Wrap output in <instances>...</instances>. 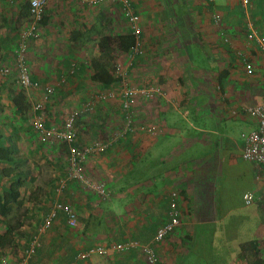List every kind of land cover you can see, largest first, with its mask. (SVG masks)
<instances>
[{
    "label": "crops",
    "instance_id": "crops-1",
    "mask_svg": "<svg viewBox=\"0 0 264 264\" xmlns=\"http://www.w3.org/2000/svg\"><path fill=\"white\" fill-rule=\"evenodd\" d=\"M131 2L141 18L144 45H147L146 53L138 58H132L128 53L129 63L126 66V52L116 49L110 53V57L112 59L113 56H118L117 66L122 69L115 71L119 76L123 74L127 85L140 87L156 83L165 90V98L150 101L138 99L135 109V120L139 125L150 123L156 129L154 138L150 136L147 140H142L144 142L139 143L137 149L133 147L135 150L132 151L134 155L136 153V157L126 147L124 136L123 140L120 139L121 141L115 144L119 151V144L124 143L120 149L124 155L119 152L112 153L108 158L102 155L103 153H95L87 159L84 173L105 180L112 192L111 201L103 205L94 201L91 194L96 195L95 192L89 190V193H84L76 180L68 178L69 163H66L64 178L59 186L52 190L53 195H47L50 189L48 191L44 186V189H41L42 194L27 201L31 204V209L34 207V211L41 213L42 219L38 227H35V234L28 239L25 248L20 252H17L18 249L13 250L14 246L13 249L0 247V258L6 257L9 261H15L29 247L32 238L38 236L39 246L30 259L31 264H69L80 251L100 245L107 246L109 251L100 255L102 257L94 256L89 262L83 260L81 263L147 264L139 249L122 252L111 250L110 246L127 240H136L142 244L152 242L157 229L168 218L170 194L176 191L181 224L166 239L155 245L160 264H264L263 174L258 165L242 158V135L256 126L255 120L247 116L242 109L264 102V49L247 38L248 25L264 36V0H250L246 7L240 0ZM83 4L85 3L80 0H51L38 26L39 39H29L26 53L31 78L55 89L52 102L47 106V126H61L73 109L89 103L93 105L96 115L93 112L83 114L77 123L79 130L75 145L80 147L98 141H88L91 133L88 134L84 130L85 127L93 132L97 122L101 123L103 118H106V127L112 128L114 123L108 122L115 112L119 120L121 117L120 122L118 120L120 129L123 128L124 121L119 99H109L101 103L96 96L95 101H92V97H95L93 92L97 94L116 88L117 83L102 87L99 82L90 78L93 73L91 59L99 55V39L102 34L97 39L93 54L89 59L85 58L86 43L82 42L84 39L79 38L83 37L86 30L94 34L98 16L92 11L90 16L86 17L84 13L88 6ZM169 7L176 8L174 14H179H176L174 19L183 14L192 15L194 19V14L200 17L199 13L205 11V8L210 11V20L220 29L224 41V46L219 49L223 61L219 59L218 63L211 62L209 53L204 52V46H194L193 42V49L188 53L180 49V46L174 48V62L165 58L158 59L156 53L159 51H151V44L148 45L147 40L149 42L151 35L158 33L162 36V31L159 30L164 28L166 21H170L167 10ZM118 9L123 14L119 5ZM24 11L29 15V0H0V62L3 61L2 63L11 67L15 62L16 48L15 46L11 49V40H21L24 30H28L31 24V19H27L25 29L18 32V29L14 28L23 20ZM64 12L66 15L60 18ZM67 12L73 14L78 24L85 22L76 27V32H68L67 22L61 27L60 20L64 22L72 15ZM76 13L79 14L74 17ZM106 13L111 15V11ZM216 13L221 15L218 23L213 18ZM118 16L122 18L120 13ZM110 18L108 21L113 24V16ZM204 20L209 21L206 18ZM124 21L122 31L118 33L129 32L126 19ZM183 26L174 24V36L182 37L183 33L184 38L183 30L189 29L190 26L186 29ZM73 33H77L75 37ZM88 33L85 32V38ZM225 37L229 42L224 40ZM92 39H95L94 36ZM197 57L200 63L192 64ZM206 59L207 65L213 68V71L205 69V62L201 63V60ZM243 59L252 64L251 74L247 73ZM109 63L108 68L112 72ZM12 77L13 74L7 77L11 83ZM195 79H201L198 81L201 85L198 91H195L193 84ZM11 86L8 84L1 89L6 92V88L13 89ZM205 87L207 89H204ZM79 88L80 90H76ZM212 88H217L219 92L207 94ZM20 90L18 87L11 97L3 93L7 105L1 106L4 112H0V131L5 137L9 136L13 140L20 138L18 147L20 154H26L25 159L31 154H39L45 162L47 154L43 151L44 143L36 134L33 136L34 129L29 124L32 114L23 122L15 113L11 99ZM24 93L31 104L40 96L39 91ZM88 98L92 100L87 101ZM0 101L3 102V99ZM66 102H72L73 106L64 111ZM94 102L101 103L102 109ZM8 105H11L10 109ZM101 113L102 119L98 117ZM18 119L21 123L16 122ZM237 131L241 132V141L232 136ZM97 132H100L99 129ZM107 133H110L109 129ZM137 135L127 134L126 139ZM64 145L68 154V145ZM199 148L204 150L198 155L195 151ZM167 151L170 152L166 153ZM184 153H189V157H185ZM57 155L59 156V152ZM105 161L109 162L107 166L102 165ZM161 162L168 164V168H161ZM117 163H121V167ZM25 167L28 176L21 188L20 199L12 204L11 212L15 206L21 204L24 197L22 189L26 185L30 187V184H36L35 189L39 180L28 166ZM29 171L35 175L32 177ZM36 171L38 173L39 168ZM248 192L254 195V201L250 204H246L243 198ZM27 194L30 195L31 192L28 190ZM48 197L60 198L62 202L71 204L81 220L79 226L69 227L65 215L59 212L51 226L40 232L45 217L53 210L54 204L50 206L43 202ZM51 199H48V203ZM24 206H27L26 203ZM79 228L84 230H78V233L76 229ZM15 244H18V239H15Z\"/></svg>",
    "mask_w": 264,
    "mask_h": 264
},
{
    "label": "built area",
    "instance_id": "built-area-1",
    "mask_svg": "<svg viewBox=\"0 0 264 264\" xmlns=\"http://www.w3.org/2000/svg\"><path fill=\"white\" fill-rule=\"evenodd\" d=\"M51 0H29V15L31 24L28 30H24L22 39L18 46L14 49L15 62L13 67L8 64L0 63V76L12 77L13 83L26 93L33 91H42L43 101H50L55 95V89L51 85L40 84L31 78L30 68L27 63L26 53L28 49L29 39L38 38V26L45 15L46 8ZM85 4L99 3L107 1L117 3L127 21L129 31L133 37V43L129 50L130 57L136 58L145 54V45L143 37V28L141 26V18L136 11L131 0H80ZM243 6H248L250 0H240ZM214 21L219 22L221 15L216 13L213 15ZM247 38L255 41L261 48L264 49V36L259 35L250 25H248ZM226 42L229 39L225 37ZM244 60V59H243ZM245 61V60H244ZM247 73L253 72V66L249 61H245ZM15 71V73H13ZM120 74V73H119ZM119 76V75H118ZM117 83L116 88L107 91L98 92V97L104 99H119V105L124 116L123 128L115 139H110L106 142L94 141L93 143L80 147L76 146V138L78 136L77 123L79 118L93 110L92 104H87L81 108L73 109L64 119L61 126H47L43 113L34 118V125L39 133L40 141L46 145H55L64 143L68 145L69 169L68 178L76 180L83 188L96 193L102 199L110 196V192L104 182H95L89 179L84 173V165L87 159L95 153L104 152L109 145H112L115 140L123 138L127 134L146 133L154 135L156 129L151 125L138 124L135 120V109L138 104V99L150 101L156 98H165L166 92L160 84H146L140 87L127 85L123 78ZM42 101L35 104V109H42ZM242 111L254 119L256 122L255 128L242 135L243 149L242 158L245 161L253 162L261 169L264 180V102L253 104L245 107ZM237 112V111H236ZM235 113V112H233ZM244 201L250 204L254 201V195L250 192L244 194ZM62 212L65 215L66 223L69 227L74 228L78 225V214L74 207L62 201H56L53 205V210L45 217L44 223L40 232H44L49 228L57 215ZM167 220L157 229L152 242L142 244L136 240H127L125 242L115 243L110 246L111 250L127 251L131 249H139L145 256L147 264H160L159 256L155 245L162 242L169 236L180 223V211L178 206V193L172 191L170 194L169 209ZM39 246L38 236H34L30 241L29 247L15 261H9L8 258H0V264H31L30 259L36 253ZM109 251L107 246H95L88 250L80 251L75 259L69 264H82L83 260L93 256L94 254H106Z\"/></svg>",
    "mask_w": 264,
    "mask_h": 264
},
{
    "label": "rangeland",
    "instance_id": "rangeland-1",
    "mask_svg": "<svg viewBox=\"0 0 264 264\" xmlns=\"http://www.w3.org/2000/svg\"><path fill=\"white\" fill-rule=\"evenodd\" d=\"M165 5H166V3H165ZM83 6H88V8L86 9V11L84 13L87 15L86 17H89L92 11L96 12L97 13L96 15L98 16V21H95L96 27H95V30L93 32L94 34L92 35L91 33H88V32H90V30H86L85 32L88 33L87 38H85L86 37L85 32H83V37L79 38L80 40L84 39V41H82V42L86 43L85 48H86L87 53L85 55L86 56L85 58L89 59L95 50L96 42H97V39L100 37V35L102 33H104V34H109L112 37H114L115 35L118 34V32L122 31V26H123L122 24L125 23V21H124L125 19L123 20V18H124L123 14L118 9V5L116 3L110 4V2L102 1L99 3H93V4H89V5L83 4ZM90 7H92V8H90ZM167 10H168V16H170V18H169L170 21L169 22L166 21L164 28L159 30V32L162 31V36H160L158 33V35H151V40L149 42L147 40V44L148 45L151 44L150 45L151 51H157V50L159 51V53L158 52L156 53V55H158L157 56L158 59L165 58L169 62H174L173 61L174 57L172 56V53H174V48L180 46V49L182 48L184 51H186L188 53V51H190V49H193L192 46L194 44V46H196V45H198V46L203 45L204 46V49H205L204 52L209 53L208 58L211 60V62L218 63L219 59H220V61H223L222 56L219 52L220 51L219 49L224 46V44H223L224 41L222 38V34L220 32V29L217 27V25L214 24L213 21H211L212 16L210 15L211 14L210 11H208L206 8H205V11L200 10V11H203V12L199 13L200 17H196L198 14H194V16H195L194 19H192L193 18L192 15H184V14L178 16L179 18L177 17V19H174L176 14H177V13L174 14V12L176 11V8L169 7ZM107 11H111V15L114 18L113 24H111L110 21H108L111 19L110 18L111 15L107 14L106 13ZM184 12H186V10H184ZM118 13L121 14L122 18H120V16H118ZM67 14H72V13L67 12ZM78 14L79 13H76V15L74 17H77ZM63 15H66V12H64L60 16V18H62ZM177 15H179V14H177ZM22 17H23V20L19 21V24L17 23L18 27H14L15 29H18V32L25 29L26 28L25 26L27 25L26 22L28 21L27 19H31L30 15H28V12H25V11H24ZM204 18H206L209 21L204 20ZM210 18H211V20H210ZM60 21H61V27L62 28H63V23L65 24L67 22V27L69 29L68 32H71V33L73 30H74V32L77 31L76 30L77 26H82V24H85V22H82V24H78V21L74 20L73 14L69 17L68 20H65L64 22H63V20H60ZM174 24H180V26L184 25L183 26L184 29H186L188 25L190 26L189 29L183 30L184 38H183V33H182V37L177 36V35L174 36ZM124 28H125V26H124ZM123 30H126V29H123ZM93 36L95 39H92ZM14 39L15 38H12V40H11V43H12L11 49L15 48V46L17 47V45H18L17 43L20 42V39H19V41L14 40ZM33 39H39V37L33 38ZM192 42H193V44H192ZM151 46H152V48H151ZM145 49L147 50L146 44H145ZM146 50H145V53H146ZM128 53H129V51H127L126 54L124 53L125 54L124 58L126 60L125 66L127 65V63H129ZM117 58H118V56H113V58L111 59V61L109 63V66H110L112 72L113 71L115 72L114 73L115 75H117V73L115 71L116 69H122L121 66H117L118 65ZM136 58H138V57H136ZM207 60L208 59H206V61L201 60L202 61L201 63L205 62L204 63V64H206L205 69H207L209 71H213V68H211L209 65H207ZM2 62H0V63H2ZM122 62H123V60H122ZM198 63H200V59L197 57V60L195 62H192V64H198ZM216 68H218V67L216 66ZM203 73H205V72H203ZM8 81L9 80L7 79V77L0 76V99H3V102L0 101V112H4V109L1 110V106L6 107V105H7L6 102H4L6 99L3 98V95L6 93L5 96L11 97L12 92L17 91V89H18V86H16L14 83H11L10 81L9 82ZM198 81H201V79H198V80L195 79L193 81L195 91H198L199 88L201 87V85ZM160 83H161V81H160ZM8 84L12 85L13 90H7V88H6V90H5L6 92H3L4 89H1V87L5 86V85L8 86ZM14 87H15V89H14ZM9 88L10 87H8V89ZM74 89L75 88H73V90ZM204 89H207V88L205 87ZM76 90H80V88L76 89ZM39 92H40V96L38 97V100L37 101L33 100V104L30 103L31 104V111L29 110L30 112H27V114H26V117L29 114H32V115H30L31 118H29V120H30L29 124L34 129V135L33 136H35V134H36L37 137H39V135H38L39 133L37 132V130L35 128L34 118L43 113L44 119L47 122L48 118H49L47 106L50 105V102H52V99H53L52 98L48 102L43 101L42 91L40 90ZM207 92H208L207 94H214V92L218 93L219 90L217 88H212L211 90H209ZM195 93L198 94V92H195ZM93 95L95 96V97H92L93 100H92V98H88L87 101H90V100L95 101V99L97 98L96 96H98V93L95 94V92H93ZM192 95H194V94H192ZM195 96H197V95H195ZM205 96H207V95H205ZM97 100L102 103L104 101H108L109 99L102 100L100 97H98ZM197 100L199 101V99H197ZM39 101L43 102V104H42L43 107L40 110H36L34 107H35V104ZM57 101L58 100L56 99V102ZM99 102H94V103H95V105H97L98 108L100 107V109H102L101 108L102 104ZM59 105H61V104H59ZM72 106H73L72 102H70V103L66 102L63 106V109H65L64 111H66L67 109H69ZM7 107L10 109L11 105H8ZM91 112L95 113L93 110ZM94 115H96V113ZM100 116H102V113L98 114V117H100ZM92 117L93 116H90V118H92ZM100 119H102V117H100ZM118 120H119V117H118L117 113L115 112V114L112 116L110 122H108V123H111V122L114 123V126L112 128L106 127L107 126L106 118H103L101 123L97 122L99 126L96 124L95 127L92 129L93 132H91L90 130H88L85 127L84 130H86L88 134L91 133V137H89L88 141L91 142V141H94V139H95V140H98V141L104 143L110 139H115L114 138L115 135H118L122 130V129H120L121 125L119 123L121 120V117H120L119 122H118ZM16 122L21 123V120L18 119V121H16ZM23 122H26V120ZM149 122H151V121L149 120ZM146 125H152V124L146 123ZM98 129L100 132H97ZM107 129H109L110 133H107ZM137 134H138L137 137L129 138V140L126 139V136L124 138L125 145H126V147H128L129 151L130 150L132 151L134 148H136L139 143L142 144V142L147 140L150 136H153V138H154V135H152V134L151 135L146 134V133H144V134L143 133H137ZM232 136L236 140L241 141V132L240 131H237L236 133L232 134ZM36 139H38V138H36ZM121 140H123V139L121 138ZM121 140L120 139H118L117 141L115 140V142L112 145H109L108 148L106 150H104V152H101V153H103L102 155H105L108 158L110 157V154H111V156L113 155L112 153L117 154L119 152L120 154L124 155V153L122 151H120V149L122 148L124 143H122V145L119 144V151H118V148H116V146H115V144H118V141H121ZM142 140H144V141H142ZM44 146H45V150H43V151H46V154H47V156L45 158L46 159L45 162L42 161V159H44L43 156H40L39 154H31L30 157L28 156L29 158L27 157L26 159H25L26 154H24V153L20 154L21 157H23L24 166H28L30 168V170L33 173H35L36 176H38L39 180L37 181V186L35 189H34V187L36 184H30L31 185L30 187L28 185H26L25 188L22 189L24 197L21 201V204L15 206L13 212H11L7 217L0 218V230H4L8 225L15 227V230H16L15 239H18V244L15 245L16 249L14 248L13 250L18 249L17 252H20L22 249L25 248L26 242L28 241V239L30 237L33 236V234H35V232H36L35 227L36 228L38 227V225L40 224L41 219H42L41 215H40L41 213L39 211H34V207H33V209H31L30 208L31 204L29 205L27 203V201L30 200V198H32V200H33L36 196H39L40 194H42L41 189L43 190L44 186L47 187L48 191L50 189V191H49L50 193L48 192L47 195H49V194L53 195L52 190L55 189L57 186H59L58 184H60V181L63 180L64 172H65V169L67 167L66 163H68V161H69L68 154L66 151V147L64 144H55V145L44 144ZM202 150H204V148H199L197 151H195V149H194V151L198 155L201 154ZM207 150H209V149H207ZM58 152H59V156L57 155ZM168 152H170V151H167L166 153H168ZM133 153L134 152L132 151V155H134ZM64 154L67 156H64ZM123 155H121V156H123ZM189 155H190L189 153H184L185 157H189ZM48 156L50 157V159H48ZM114 157H116V156L114 155ZM134 157H136V153H135ZM64 159H65V161H64ZM181 159H183V156L181 157ZM55 163H57L56 164V165H58L57 167L55 166ZM108 164H109V162L105 161L102 165L107 166ZM161 164H162V166H160L161 168H163V169L168 168V164L163 163V162H161ZM117 165L121 167V163H117ZM37 168H39L38 173L36 171ZM31 171H29V174L33 177L35 174H33ZM90 175L91 174L86 175V176L89 179H91L92 181L104 182L108 188L109 185H108V183H106L105 180L97 179L95 176H90ZM80 188L84 191V193L85 192L89 193V190L86 188H83L81 185H80ZM28 190L31 192L30 195L27 194ZM108 190L110 192V196L107 197L106 199H102L98 196L96 197V195L92 193L91 195L94 196V201H96L100 205L109 203L111 201L110 197L112 196V192L109 188H108ZM88 195H87V197H91L90 194H88ZM55 197L53 199L48 197L43 202H45L46 205L52 206L54 204L55 200L63 201L60 198L55 199ZM48 199H51V201H49V203H48ZM90 201H93V200L90 199ZM24 203H26L27 206H24ZM30 212H32V213H30ZM79 222H81V220L79 219V215H78V226H79ZM78 230L83 231L84 229H80V228L76 229V231L79 233ZM98 255L100 256V255H104V254H94L93 256L86 259L87 262H89L90 261L89 259H91L92 257L98 256ZM100 257H102V256H100Z\"/></svg>",
    "mask_w": 264,
    "mask_h": 264
},
{
    "label": "trees",
    "instance_id": "trees-1",
    "mask_svg": "<svg viewBox=\"0 0 264 264\" xmlns=\"http://www.w3.org/2000/svg\"><path fill=\"white\" fill-rule=\"evenodd\" d=\"M74 37L75 34L73 33ZM133 43V37L129 32L118 33L114 37L109 34L101 35L99 39V55L91 59L93 73L90 78L94 82H99L102 87H110L120 82L121 77L114 75L108 68L110 53L118 49L122 52L130 50ZM102 52V53H101ZM100 56L105 57L104 60ZM12 87V86H11ZM13 90V89H12ZM15 113L25 121L26 114L30 109V103L23 91H18L11 99ZM11 137H5L0 131V218L7 217L12 211V204L17 203L21 196V188L24 186L28 176V171L24 166L23 158L20 155L18 142ZM64 144V143H59ZM14 226L8 225L0 232V247H15Z\"/></svg>",
    "mask_w": 264,
    "mask_h": 264
}]
</instances>
